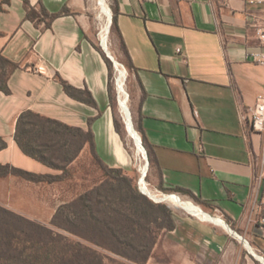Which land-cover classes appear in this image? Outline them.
<instances>
[{
    "label": "crops",
    "instance_id": "0c3cea01",
    "mask_svg": "<svg viewBox=\"0 0 264 264\" xmlns=\"http://www.w3.org/2000/svg\"><path fill=\"white\" fill-rule=\"evenodd\" d=\"M100 2L111 11L109 51L116 60L124 59V43L135 66L130 110L152 182L192 191L240 231L260 229L264 136L252 128L247 112L264 92V63L253 55L264 52L256 34L261 9L248 0ZM42 4L50 13L67 7L73 14L56 17L46 27L25 19L23 0H11L0 10V52L20 64L8 78L11 92L0 91V136L7 142L0 149V164L62 173L26 154L16 141L19 116L32 110L84 131L95 118L92 131L101 158L112 168L137 172L138 143L119 113L124 139L116 130L109 67L95 47L111 59L101 42L102 27L99 31L92 19L97 1L31 0L38 10ZM113 6L119 8L121 35L111 30ZM57 75L78 89L87 88L97 106L70 96ZM89 149L86 145L73 163ZM62 181L0 177V204L16 207L19 187H26V201L55 214L66 201L50 195L51 187Z\"/></svg>",
    "mask_w": 264,
    "mask_h": 264
},
{
    "label": "trees",
    "instance_id": "16d2710c",
    "mask_svg": "<svg viewBox=\"0 0 264 264\" xmlns=\"http://www.w3.org/2000/svg\"><path fill=\"white\" fill-rule=\"evenodd\" d=\"M23 1L26 8L25 19H30L37 25L44 22L46 27H51L53 20L56 17L73 14V12L67 7H64L58 13H50L43 4L41 5V9L38 10L31 5V0ZM10 2L11 0H1L0 10H4V4H9ZM112 10L113 22L111 30L113 33L121 35L118 25L119 8L113 6ZM122 44L125 51V58L119 59V61L133 72L135 66L128 50L124 46V43ZM95 47L103 54L109 67V93L115 114V127L124 139V128L119 121L114 108L113 86L111 82L113 76V62L106 56L102 48L97 45H95ZM19 67V63L11 61L0 52V91H3L6 94L11 92L8 78L10 73ZM56 78L61 82L64 90L70 96L89 105L97 106L95 98L87 88L78 89L63 79L60 75H57ZM94 120L95 118L90 119V129L84 131L81 128L69 126L59 120L43 116L32 110L24 111L18 118L15 137L20 148L26 154L38 159L48 166L61 170L62 173L59 175L38 174L10 164H0V177L13 174L34 182L62 181L70 173L69 165L80 155L86 145H88L91 154L101 165L102 170L107 176L125 180L129 185L133 186L134 178L132 173L126 172L122 168L110 167L98 154L92 131V123ZM6 146L7 142L0 136V149L5 148ZM147 150L151 163L156 164L157 158L153 150L151 147H147ZM161 184L163 183L161 182ZM174 190L188 192L196 197L199 202L204 205H209L207 201L196 196L188 189L177 187L174 188ZM127 192L129 195L127 196L128 206L125 207V210H111V207L105 205L103 209L104 211L102 210L103 218L97 219L94 223L95 228L99 227L100 230L107 232L115 230L113 226H116L118 229L125 230V226L127 222H129L130 224L128 226H130L129 229L132 231L131 233L133 235L136 231H140L143 228L147 231L146 233H148V231H151L150 226L153 223H157L159 229L166 228L173 230L176 228L172 211L167 205L152 202L146 196L140 194L137 187H127ZM86 194L87 195L85 196L80 195L79 199L72 203L61 205L54 214L51 223L54 226L64 228L73 234H78V231L73 227L76 222L71 216L72 214H75V211H72L71 208L76 202H78L83 203L88 210L90 208V203L87 197L92 193L87 192ZM137 198H142L143 201L139 202ZM102 204L103 202L100 200L95 202V206H101ZM66 209L69 210L67 211ZM155 210L159 213L162 212V215H158L157 213L154 215L153 213ZM114 211H117L120 215L118 222L120 225L113 223L114 221L112 220L111 213ZM232 227L239 230L234 223H232ZM147 236V234H144L141 242L136 244L140 248H146V251L142 250L133 255L122 254V256L135 264H145L149 260L152 247L157 240V236H152L151 239H147L148 243H143L144 237L147 238ZM87 240L95 242L91 238H87ZM0 264L106 263L103 256L91 244L72 239L55 231L50 226L32 220L0 204Z\"/></svg>",
    "mask_w": 264,
    "mask_h": 264
},
{
    "label": "rangeland",
    "instance_id": "374dc122",
    "mask_svg": "<svg viewBox=\"0 0 264 264\" xmlns=\"http://www.w3.org/2000/svg\"><path fill=\"white\" fill-rule=\"evenodd\" d=\"M96 1L97 12L94 16H92V19L98 23L97 27L100 31V28L106 21V7H103L100 0ZM111 37L112 35L110 31V34L108 33L107 37L108 43L110 42ZM113 56L114 58L116 57L115 53H113ZM125 68L127 71L125 88L128 93V104L130 108V100L133 92V75L126 66ZM117 73V64L113 61V76L111 78V82L113 86L114 108L116 113H119L121 115V119L123 120L117 99ZM130 117L132 119V114ZM135 145L136 144L132 141L130 142V146L134 147ZM69 169V175L62 181L61 184H59V187H51L52 193H50V195L57 194L59 203L65 200L66 204H69L78 200L80 195L85 196L87 195V192L92 193L91 195H88V197L86 196L89 199V207L91 210L90 208L87 210L83 203L78 202H76V204L71 208L72 211H75V214H72L71 216L76 222L73 227L76 231H78V234H73L64 228L54 226L51 223L54 213H52L50 208H43L38 203L26 201V187H19L18 199L15 203L16 207L13 208L8 206V208L20 213L29 212L33 216H28V218L50 226L55 231L72 239L91 244L103 256L106 264H135L123 257L122 254L133 255L142 250L146 251V248H140L136 245L141 242L144 234H147L148 236L147 238L144 237L143 243H148L147 239H151L152 236H157L156 243L153 245L151 250L150 258L145 264H263L259 258L256 257L257 251H254L255 248L262 247L263 241L261 239L262 232H259L260 229L255 230V232L251 231L248 233L246 231H239L236 228H233L232 223L225 217H222L221 215L219 216L218 212L212 205H204L188 192L176 191L173 188L164 186L158 181L153 183V175L150 169L147 171L146 180L152 188L165 194H170L180 201H189L201 207L202 210H204V212L209 216L224 219L231 228L236 230L239 234L245 236L246 240L250 244L247 245L246 243L239 241L226 230L212 222L199 219L186 208L176 207L162 200L158 201L151 199L141 190V188L139 189V180L141 176L139 169L137 172L132 173L134 184L131 186L125 180L107 176L102 170L101 165L91 154L90 149L87 152H84L74 163L72 162ZM127 187H137L139 193L146 196L152 202L167 205V207L172 211L176 228L173 230L166 228L159 229L158 224L153 223L150 226L151 231H148V233H146L147 231L144 228L142 230L138 228L140 231H136L134 235L129 229V222H127L125 230L118 229L116 226H113L115 230L107 232L100 230L99 227L95 228L94 223L97 219L103 218L102 210L105 205L107 207H111V210H125V207L128 206L127 196H129ZM97 200H100L103 204L101 206H95V202ZM137 200L139 202L143 201L142 198H137ZM52 204L54 205L55 202L51 201L50 205ZM66 210L68 211L69 209ZM116 212H112L111 217L114 224L120 225L118 223L120 215ZM156 213L158 215H162V212L159 213L155 210L153 214L156 215ZM87 238H91L95 242H90Z\"/></svg>",
    "mask_w": 264,
    "mask_h": 264
},
{
    "label": "bare ground",
    "instance_id": "6f19581e",
    "mask_svg": "<svg viewBox=\"0 0 264 264\" xmlns=\"http://www.w3.org/2000/svg\"><path fill=\"white\" fill-rule=\"evenodd\" d=\"M105 15H106V21L102 25V31H101V42L104 45V48L107 50H110L108 47V33H109V25H110V19H111V11L107 6L105 5ZM102 45V46H103ZM117 68H118V73H117V79H116V84H117V89L119 90L120 93V106L122 107V112L124 115L125 123L127 129L130 131V133L133 135V137L136 139V142L138 143V148L137 150V162H138V168L140 171V180H139V186L141 190L146 193L147 196H149L151 199L154 200H162L170 205L176 206V207H183L188 210H190L195 216H197L199 219L205 220L212 222L216 224L217 226H220L224 230H226L229 234H231L233 237L238 239L239 241L246 243L247 245L250 244L246 240L245 236L239 234L229 226V224L222 218L220 217H213L207 215L204 210H202L201 207L189 202V201H180L174 196L170 194H165L161 191L155 190L150 186V184L146 180V175H147V162L145 160L144 154H143V149L139 145L140 139L138 137V134L135 131L133 121L130 117V108L128 104V93L125 88V80L127 76V71L126 69L119 63H117ZM220 216V215H219ZM246 246V245H245ZM256 257L259 258L261 261V257L256 253Z\"/></svg>",
    "mask_w": 264,
    "mask_h": 264
},
{
    "label": "built area",
    "instance_id": "2783aa9c",
    "mask_svg": "<svg viewBox=\"0 0 264 264\" xmlns=\"http://www.w3.org/2000/svg\"><path fill=\"white\" fill-rule=\"evenodd\" d=\"M248 3L250 5L256 6L261 9L259 22L257 24L256 34L259 39V42L264 47V0H248ZM253 55L257 61L264 63V52H254ZM116 89H117V85H116ZM117 99L123 117V121L125 123L122 107L120 106V93L118 89H117ZM247 113L250 114V123L252 128L264 136V92L258 96L256 103L253 106L249 107ZM259 206H260V216L258 219V223L260 229L262 230L263 243H262V247L260 248L257 247L255 248L254 251L255 252L257 251L256 253H258V255L261 257V262L264 264V190L262 192V197Z\"/></svg>",
    "mask_w": 264,
    "mask_h": 264
},
{
    "label": "water",
    "instance_id": "95a60500",
    "mask_svg": "<svg viewBox=\"0 0 264 264\" xmlns=\"http://www.w3.org/2000/svg\"><path fill=\"white\" fill-rule=\"evenodd\" d=\"M110 25H111V23H110ZM110 25H109V31H110ZM105 49V48H104ZM105 51L107 52V54H108V56L114 61V63H119V64H121L124 68H125V66H124V64H122L121 62H119L118 60H116L115 58H114V56L111 54V52L109 51V50H107V49H105ZM126 69V68H125ZM136 131V130H135ZM137 132V131H136ZM141 142V141H140ZM139 189H140V187H139ZM144 194V193H143Z\"/></svg>",
    "mask_w": 264,
    "mask_h": 264
}]
</instances>
